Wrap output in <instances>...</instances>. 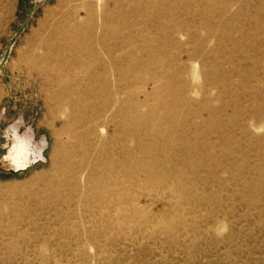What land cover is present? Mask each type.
Instances as JSON below:
<instances>
[{"label": "rangeland", "instance_id": "obj_1", "mask_svg": "<svg viewBox=\"0 0 264 264\" xmlns=\"http://www.w3.org/2000/svg\"><path fill=\"white\" fill-rule=\"evenodd\" d=\"M59 1L0 0V129L48 138L46 163L0 167V264H264V0H140L122 51L103 0L84 66L51 32ZM103 99L78 181L63 121Z\"/></svg>", "mask_w": 264, "mask_h": 264}, {"label": "bare ground", "instance_id": "obj_2", "mask_svg": "<svg viewBox=\"0 0 264 264\" xmlns=\"http://www.w3.org/2000/svg\"><path fill=\"white\" fill-rule=\"evenodd\" d=\"M110 1L115 6L114 19L117 23L118 28L114 37L117 42L115 46L116 48L118 47V51H122L121 49L123 47V44L125 43V38L128 37L126 36L123 28L129 29L131 35L132 33L138 31V20H136V16L140 11L141 1L105 0L106 3ZM66 2L70 3L69 7L63 8ZM102 4L103 0H60L58 4V9L60 10L57 9L58 11L51 15V32L58 37L60 43L62 41L67 42L69 40L68 43H65L66 45L59 46L62 49H73L75 51V54L77 55L76 58L83 66L85 63L82 57L84 48L87 49L88 52H92L93 48L97 47V49L99 50L98 52L100 54H103L104 46H106L107 42L109 41L107 27L110 26L113 16L107 14L108 16L104 18L106 11L105 9L103 10L104 6H102ZM118 6H120V9H118ZM127 16H133V19H131L129 25H126L125 18ZM97 63L98 66L100 65L104 67L106 61L99 57ZM91 100H95L96 102L98 101L97 99ZM119 100L120 99H103L104 102L101 106H96L97 108L95 107L93 110L91 109L85 112V114L80 115L77 120H72L73 118H75V114H73V112H70L63 121L66 132H63L61 134L60 142L63 146L62 152L64 154V157L66 158L65 167L67 168L70 177H72L73 179H76L78 181L84 180V182L92 179L94 174L93 170L89 163L86 164V162L84 161L86 149L83 147V141L85 140L89 142L94 136H96L100 127L104 128L103 125L105 120L107 118H110V113L112 112L114 105L118 104ZM88 106L91 107L92 104ZM137 108V104H135L133 107L134 112L137 110ZM133 162H135L136 165V160H134ZM105 171L109 172L110 170L105 169ZM80 183L81 182H77L75 183V185L78 186ZM117 185H119L118 181L115 182V186ZM136 186L137 188L139 187V189L143 187L141 185V182H136Z\"/></svg>", "mask_w": 264, "mask_h": 264}, {"label": "clouds", "instance_id": "obj_3", "mask_svg": "<svg viewBox=\"0 0 264 264\" xmlns=\"http://www.w3.org/2000/svg\"><path fill=\"white\" fill-rule=\"evenodd\" d=\"M6 112L7 109H0V114ZM47 148L48 138L41 134L37 139L36 131L25 122L23 115L0 129V167L6 164L5 171L23 173L37 164L46 163L44 153Z\"/></svg>", "mask_w": 264, "mask_h": 264}]
</instances>
